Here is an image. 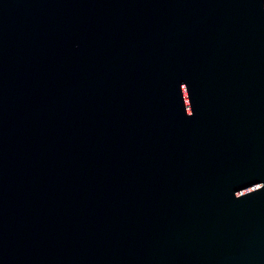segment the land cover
Instances as JSON below:
<instances>
[{
  "label": "water",
  "instance_id": "95a60500",
  "mask_svg": "<svg viewBox=\"0 0 264 264\" xmlns=\"http://www.w3.org/2000/svg\"><path fill=\"white\" fill-rule=\"evenodd\" d=\"M0 264H264V0H0Z\"/></svg>",
  "mask_w": 264,
  "mask_h": 264
}]
</instances>
